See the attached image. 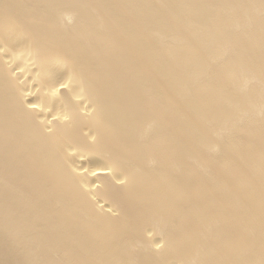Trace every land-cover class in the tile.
<instances>
[{"label": "bare ground", "instance_id": "obj_1", "mask_svg": "<svg viewBox=\"0 0 264 264\" xmlns=\"http://www.w3.org/2000/svg\"><path fill=\"white\" fill-rule=\"evenodd\" d=\"M0 264H264V0H0Z\"/></svg>", "mask_w": 264, "mask_h": 264}, {"label": "water", "instance_id": "obj_2", "mask_svg": "<svg viewBox=\"0 0 264 264\" xmlns=\"http://www.w3.org/2000/svg\"><path fill=\"white\" fill-rule=\"evenodd\" d=\"M164 1H166V0H164ZM166 38H168V37H166Z\"/></svg>", "mask_w": 264, "mask_h": 264}]
</instances>
